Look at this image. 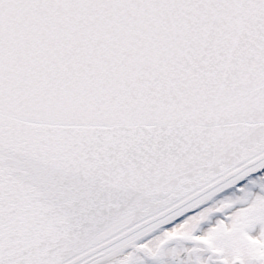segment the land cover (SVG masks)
<instances>
[{"label": "snow or ice", "instance_id": "6c2138e0", "mask_svg": "<svg viewBox=\"0 0 264 264\" xmlns=\"http://www.w3.org/2000/svg\"><path fill=\"white\" fill-rule=\"evenodd\" d=\"M0 264H264V0H0Z\"/></svg>", "mask_w": 264, "mask_h": 264}]
</instances>
